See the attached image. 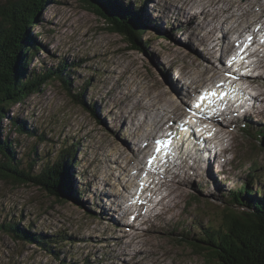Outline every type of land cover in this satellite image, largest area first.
<instances>
[{
    "label": "rangeland",
    "instance_id": "374dc122",
    "mask_svg": "<svg viewBox=\"0 0 264 264\" xmlns=\"http://www.w3.org/2000/svg\"><path fill=\"white\" fill-rule=\"evenodd\" d=\"M121 1L125 6L131 4L133 11L140 10L138 4L144 7L146 32L141 41L151 39V45L146 46L144 52L131 49L122 35L109 29L107 19L87 8L85 0H47L38 23L29 27L31 37L41 46L39 55L27 64V70L39 73L50 66L57 67L61 61L70 64L67 65L71 73L68 79L73 90L83 91L81 99L86 107L68 94L59 79H53L42 85L38 93L29 94L22 103L8 109L10 118L2 122L0 135L2 140L15 141L12 150L20 168H31V175H35L42 168L53 167L48 172L53 181L60 173L57 162H65L66 156L70 163L67 166L66 162L62 179L67 180L68 189L74 190V198L58 199L43 186L0 179V224L11 223L46 239H58L45 249L13 238L11 232L1 229L0 264H213L208 250H197L196 245H201L197 242L200 234L208 227L216 228L221 224L228 211L231 192L245 181L264 194V146L254 133L264 125V55L258 54L256 45L239 55L241 52L238 53L234 45L239 31L262 19L264 11L260 4L264 0H255L247 13L248 0H240V8L232 10L227 4L229 0H223L226 2L224 11L230 12L234 22L226 25L223 17L218 16L217 29H212L216 20L209 22L213 18L209 16L210 11L200 12L215 9L221 3L216 0H209L215 7L207 5V0H193L188 4L181 0ZM179 10L192 18L181 19L176 14ZM216 43L219 49L210 53L209 47ZM244 55H253L247 60L253 78L262 76L259 80L262 87L245 93L263 105H258L254 111L250 109L251 113L248 111L255 127L246 118L237 121L236 111L228 104L236 100L228 86L235 76L229 75L225 67L239 72L246 65H240L237 60ZM200 56L204 60L202 66H208L214 73L212 77L192 69L191 60H198ZM216 76L227 78L225 85L220 86L225 87V99L217 96L219 99L216 98L210 108L219 110L214 114L221 119L216 127L220 130L219 136L222 135L221 144L209 142L216 149L217 162L215 165L212 162L211 167L202 172L203 182L197 185L202 179L190 171L192 178L184 168L185 162L177 160L173 170L185 171L181 178L175 177L173 172L161 175L156 170L155 176L161 183H147L146 193L141 190L138 198L136 188L142 187L138 170H150L143 162H138L145 156L140 144L155 136L159 128L170 125L171 120H175L172 113H183V106L188 111L189 96L185 92L194 94L201 84H210ZM156 83L165 86L164 97H170L179 110L173 112L174 107L166 103L156 104L162 108L158 112L150 109L152 106L140 108V99L143 104L151 105L141 90L156 91ZM197 118L202 122L204 116ZM223 118L227 122L223 123ZM16 120L24 122L28 130L34 131V136L18 131ZM179 124L181 121L175 126ZM135 131H139L138 137H134ZM134 139L140 142L136 150L129 142ZM125 140L132 147L129 157L138 156L129 163L126 156L120 155L119 148L116 149L119 145L124 147ZM74 143L78 146L68 155L67 150ZM145 146L148 149L150 144ZM226 146V152L220 153ZM144 159L146 164L151 163V158ZM93 180L102 183L98 191L94 190ZM101 191L108 196L119 194V204L140 211L126 217L132 224L130 227L122 226L111 213L107 215V222H97L99 209L107 212L99 203ZM147 204L152 209H145ZM229 208L237 212L248 210L236 204ZM103 224L111 228L102 227ZM181 236L186 239L180 241Z\"/></svg>",
    "mask_w": 264,
    "mask_h": 264
},
{
    "label": "trees",
    "instance_id": "16d2710c",
    "mask_svg": "<svg viewBox=\"0 0 264 264\" xmlns=\"http://www.w3.org/2000/svg\"><path fill=\"white\" fill-rule=\"evenodd\" d=\"M46 1L0 0V131L2 122L10 118L8 112L10 107L22 103L29 94L38 93L42 85L53 79H59L78 104L86 105L81 99L83 91L73 90L68 79L71 74L68 69L70 64L61 61L57 67L50 66L39 73L27 70V64L39 55V46H41L31 37L29 27L38 23L37 18ZM85 2L88 9L110 22L109 29L122 35L129 42L131 49L144 52L146 46L151 45V39L141 41V36L146 32L142 4H138L141 6L140 10L133 11L131 4L125 6L121 0H85ZM159 35L161 37V34ZM72 65L75 67V64ZM89 109L91 110L90 107ZM16 122L18 131L34 136V131L28 130L24 122L19 123V120ZM263 128L264 125L254 132L258 135L256 139L258 141L260 137L261 140L264 137ZM14 143L15 141L8 139L2 140L0 135L1 180L11 181L14 184L33 183L43 186L50 195L58 199L74 198L72 196L74 190L68 189L67 180L62 179L65 164L68 162L67 166H69L70 163L66 156H64L65 162H57L60 173L52 181L48 172L53 167L42 168L35 175H31V168L29 170L20 168L19 160L15 159L12 150ZM77 146V143H74L67 150V154L70 155ZM228 200L230 201L228 211L224 213L221 224L216 228L208 227L200 234L197 242L201 245H196L197 250H208L207 255L213 259V264H264V194L257 192V188L249 181H245L231 192ZM235 204L248 210L237 212L229 208ZM1 229L11 232L13 238L24 240L29 244H38L45 249L53 246L51 242L58 241V239H46L39 233H31L11 223L0 224ZM184 239L182 236L179 238L180 241Z\"/></svg>",
    "mask_w": 264,
    "mask_h": 264
},
{
    "label": "bare ground",
    "instance_id": "6f19581e",
    "mask_svg": "<svg viewBox=\"0 0 264 264\" xmlns=\"http://www.w3.org/2000/svg\"><path fill=\"white\" fill-rule=\"evenodd\" d=\"M182 2H184L185 4H188V3H190V2H192L193 0H181ZM203 1V0H202ZM218 3L219 2H221L220 4H222L221 6H220V4L218 5L217 4V7L215 8V9H213V10H211V9H209L208 8V10H205V9H203V10H201L200 12L201 13H207L208 11H210V14H209V16H210V18H211V16L213 15V18H211L210 20H209V22L210 21H213V20H216V23H215V28H212V29H217V27L216 26H218V25H220L219 24V20L217 19V17L218 16H220V17H223V20H222V22H225L226 23V25H227V23L230 21V22H232L234 19L232 18V15H230V12H225L224 11V6L226 5V2L225 1H223V0H216ZM249 1V3H248V8L246 9V13L247 12H249L251 9H252V5L255 3L254 1L255 0H248ZM205 3H207V5L209 4L210 6H214L213 4V2L211 1H209V0H207V2H205ZM227 4H230L231 5V10L232 9H234V8H240V6L242 5V2L240 1V0H229V3L227 2ZM202 5H203V2H202ZM261 6H263V8L261 9L262 10V12L264 11V3H261L260 4ZM186 6V5H185ZM184 6V7H185ZM228 6V5H227ZM215 7V6H214ZM213 7V8H214ZM255 7V6H254ZM253 7V8H254ZM228 9V8H227ZM176 14L178 15V16H180L181 17V19H183V20H187V19H191L192 18V15L191 16H189V15H187V13L186 12H184V11H182V10H179V11H176ZM260 15V14H259ZM256 16V15H255ZM262 17V19H260V20H258V21H256L255 20V22L253 23V26L252 27H249L250 28V31H251V33H252V35H251V37H252V39H251V43H250V41H248V40H246V42H245V46H246V50L248 49V48H250L251 47V45L252 44H254V45H256V50L258 51V54L260 55V56H263L264 55V35H261V29H262V31L264 30V16L262 15L261 16ZM215 18V19H214ZM234 22V21H233ZM230 28V27H229ZM238 29H239V27L236 25V28H235V30H237L238 31ZM236 32V31H235ZM241 31H239V33H240ZM243 32V31H242ZM218 34V33H217ZM220 35V34H219ZM223 37H225L224 36V34L222 35ZM217 38V37H216ZM236 39H238V38H236ZM211 42V41H210ZM219 49V47L217 46V43L216 44H214V45H212V46H210L209 47V50H210V53H216L217 52V50ZM221 53H223V51L221 52ZM230 53V52H229ZM228 53V54H229ZM190 54V53H189ZM188 54V57H190V55ZM242 53H240L239 55H241ZM222 55V54H221ZM250 56H253V55H248V56H240L239 58H238V60L237 61H240V65L242 64V65H246V66H243V67H241L240 68V70H239V72L238 71H236V72H234L233 73V75L235 76V78L232 80L233 81V84H235L236 82H238L240 85H239V87L237 86L236 88H238V89H240V90H243V91H245V92H247L248 90H253V89H255V88H258V87H262L261 86V82L259 81L260 80V77H262L261 75H258L256 78H253V75L250 73V67L248 66V64H250V63H247V60L249 59V57ZM241 57H243V59H241ZM199 60V61H198ZM198 60L197 59H194V60H191V62H190V64L192 65V69L194 70V72H200L201 73V75L202 74H204V73H207L208 75L207 76H210V77H212V75L214 74V73H212V71H211V69L208 67V66H202V63H203V56H200V57H198ZM232 61V60H231ZM214 66V65H213ZM257 66H260V65H257ZM202 67H203V69H202ZM222 68V67H221ZM230 67H225V71H229L228 69H229ZM215 70L216 69H214L213 71L215 72ZM221 71V70H220ZM234 71V70H233ZM243 72V73H242ZM186 74H192V73H189V72H185ZM217 73V72H216ZM223 74V73H222ZM230 75V74H229ZM226 76V75H225ZM225 76H218V78H220V79H224L225 81L227 80V78L225 77ZM199 77V79L201 78L200 76H198ZM231 77V76H230ZM233 77V76H232ZM215 79V78H214ZM232 83V82H231ZM181 84V83H180ZM220 84V83H219ZM243 84V85H242ZM155 86H156V91H151L150 89H148V88H145L144 90H141V92L143 93V94H145L147 97H148V100H149V102H150V104L151 105H148V104H143L142 103V101H141V99H140V105H139V101H138V105L140 106V108H142V109H144V108H149L150 106H152V107H150V109L152 108V109H154V110H156L157 112L159 111V109L161 110L162 108H158L157 106H156V104L157 103H159V104H161V103H166V104H169V106H171V107H174L173 108V112H175L176 110H179L178 109V107L175 105V103L173 102V100L170 98V97H164V93H166V92H164L165 90V86L164 85H162V84H158V83H156V84H154ZM223 85H225V83L223 84ZM154 86V87H155ZM177 87H178V85H177ZM152 88V87H151ZM153 89V88H152ZM154 90V89H153ZM231 90V89H230ZM214 91L212 90V91H210L208 94H209V96H208V100L209 101H212L213 103H215L216 102V98L214 97V95H211L210 96V94L211 93H213ZM186 93V92H185ZM246 95V94H245ZM144 96V95H143ZM172 96V95H171ZM224 97L226 96V95H223ZM175 97V96H174ZM142 98V100H145V98L144 97H141ZM220 98V97H219ZM218 98V99H219ZM263 98V97H262ZM247 99H248V103H250V105L252 106V107H258V105H259V107H262L263 105H262V103H260V102H258L256 99H254V98H252V97H247ZM264 99V98H263ZM138 100V99H137ZM176 101V100H175ZM136 102V101H135ZM235 101H232V103H234ZM263 104H264V102H263ZM178 105V104H177ZM201 108H203L204 109V107L203 106H200ZM231 107V106H230ZM134 108H135V106H134ZM238 109H237V111L235 112V115H236V117H237V121L238 120H240L241 118H242V116H243V118L245 117L246 118V120L250 123V124H252V126L253 127H255L254 126V124L253 123H251L250 122V119H249V117H248V115L250 116L251 115V117H252V114H249V113H251L249 110H247V111H249V113H247V114H245V112H242L243 110H239L240 108L239 107H237ZM249 109H252V108H249ZM223 111L225 110V109H222ZM197 111H198V109H197ZM219 110H211V109H209V111L207 112V113H204V119H202V120H200V121H202V122H200V125H199V127H202V128H204V129H207V126L205 125L206 123H207V120L206 119H208V120H210V121H212V120H214V121H217L218 123L220 122V117H219V115L218 114H214V113H216V112H218ZM226 113V112H225ZM258 113H261V112H258ZM175 116H180V114H176V112L175 113H173ZM230 114V113H229ZM254 116H256V114H254ZM208 117V118H207ZM216 117V118H215ZM201 119V118H200ZM203 122H205V124H202ZM228 124V123H227ZM216 125V124H215ZM159 126V125H158ZM220 127V126H219ZM218 132V131H217ZM228 132V131H227ZM263 132H264V128H263ZM187 133H189V132H187ZM219 133V132H218ZM217 133V134H218ZM140 135V133H139V131H135L134 132V137H138ZM192 135H194V134H192V133H189V137H191L192 138ZM222 136V135H221ZM221 136H219V135H216V136H214V135H212L211 134V136H210V138H211V140L212 141H214V142H218V143H220V140H222V137ZM129 138H131V136L129 137ZM135 140V139H134ZM193 140V143L195 144V147L197 148L196 150H195V157H193V155H191L189 158H184V159H182L183 160V162H185L186 164H185V166L186 167H184V168H187L186 170H187V173H189L190 174V171H193L192 172V174H195L197 177H200L201 179L202 178H204L203 176H202V172H205V171H207L210 167H211V165H210V162H211V158H210V155H209V150H208V148H205L206 147V145H204L200 140H195V139H192ZM136 141V140H135ZM135 141H132V140H130L129 142H131L132 144H133V149L134 150H136L138 147H139V143L140 142H135ZM128 142V143H129ZM117 143V142H116ZM128 143L126 142V140H125V145H124V147H122L121 145H119V147H116V149H118L119 148V153H120V155L121 156H126L127 157V163H129L130 161H131V159H135L136 157H138V156H135V157H129V156H131L129 153L131 152V150H132V147L130 148V143H129V145H128ZM221 144V143H220ZM218 147V146H217ZM212 148V147H211ZM228 148V146H226L223 150L221 149V151H220V153H224V152H226L225 151V149H227ZM133 150V154L134 155H136V152ZM145 150V154L144 155H146V150H147V146H144V148L142 149V151H144ZM110 156V155H109ZM121 159V158H120ZM115 160V159H114ZM138 162H142L140 159H138ZM188 162H191L189 165H188ZM215 162H217V160H216V158H215V161H214V163H213V165H215ZM177 162H175V164H176ZM190 165H192V166H190ZM198 165H200V167H197ZM121 166V165H120ZM138 166V165H137ZM173 165L172 164H169L168 165V167L167 168H170V167H172ZM252 166V165H251ZM185 170V169H184ZM161 174V173H160ZM183 174H185V171H183V170H181L179 173H176V176L175 177H177V178H181L182 176H183ZM164 175V174H163ZM191 175V174H190ZM192 176V175H191ZM189 178V177H188ZM192 178H193V176H192ZM94 179H97V178H94ZM190 180H191V178H190ZM189 180V181H190ZM179 181H184L185 182V180H179ZM200 182H203V179L201 180V181H199L198 183H197V185L198 184H200ZM93 184H95L96 186L94 187V188H96V189H94L95 191H98V186L100 185H102V183L99 181V180H93V182H92ZM150 184V183H149ZM155 184V183H154ZM153 184V185H154ZM158 185V184H157ZM126 187H127V185H125ZM147 186V185H146ZM156 186V185H155ZM176 186V185H175ZM149 187V186H148ZM199 187V186H198ZM93 188V187H92ZM182 189V188H181ZM126 190V189H125ZM118 191V190H117ZM133 191V190H132ZM143 192H145V191H143ZM201 193V192H200ZM81 194H83V193H81ZM85 194V193H84ZM100 194H101V201L99 202V203H101V205H103V207L105 208V210L107 211V212H105V211H103L102 210V212H101V210L99 209V214H98V219H97V222L98 223H105V222H107L106 221V219H107V215L108 214H112L113 216H116V218H117V220L118 221H120L121 222V225L122 226H124V227H126L125 225H127V226H129L130 227V223L128 222V220H126V217H129L131 214H133V212H140V211H138V210H136L135 208H132V210H129L128 208H125V204H123L122 202V204H119L118 202H119V199L120 198H118L119 197V194H116V195H113V196H108V195H106V193L104 192V191H101L100 192ZM130 194V193H129ZM154 196V195H153ZM153 200H154V198H153ZM128 201V200H127ZM152 201V200H151ZM156 203V202H155ZM114 204V205H113ZM152 204V203H151ZM154 204V203H153ZM159 204V203H158ZM141 206H143V205H141ZM144 210V209H143ZM143 212V211H142ZM141 214V213H140ZM142 215V214H141ZM143 215L144 216H148V215H146L145 213H143ZM109 216V215H108ZM149 216H151V215H149ZM107 226V228H111V227H109L108 225H106V224H103L102 225V227H106ZM113 228V227H112ZM121 236H123V234H121L120 235V237ZM125 248V247H124ZM124 248L121 250V252H123V250H124Z\"/></svg>",
    "mask_w": 264,
    "mask_h": 264
},
{
    "label": "snow or ice",
    "instance_id": "6c2138e0",
    "mask_svg": "<svg viewBox=\"0 0 264 264\" xmlns=\"http://www.w3.org/2000/svg\"><path fill=\"white\" fill-rule=\"evenodd\" d=\"M241 59H243V57H241ZM233 78H235V77H233ZM213 95H214V93H213ZM208 96H209L208 93L202 94L200 96V101L202 102L203 100H205L206 98H208ZM193 107L199 108L200 107V103H197V104L193 105ZM196 131L199 132V131H201V129L200 128H197ZM149 163H150V161H149Z\"/></svg>",
    "mask_w": 264,
    "mask_h": 264
},
{
    "label": "water",
    "instance_id": "95a60500",
    "mask_svg": "<svg viewBox=\"0 0 264 264\" xmlns=\"http://www.w3.org/2000/svg\"><path fill=\"white\" fill-rule=\"evenodd\" d=\"M263 146H264V143H263Z\"/></svg>",
    "mask_w": 264,
    "mask_h": 264
}]
</instances>
